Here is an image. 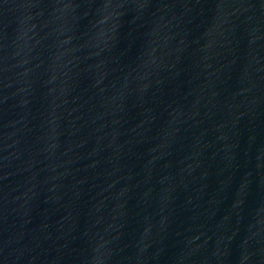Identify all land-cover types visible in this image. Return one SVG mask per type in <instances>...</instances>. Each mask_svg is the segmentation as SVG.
<instances>
[{"label": "water", "instance_id": "obj_1", "mask_svg": "<svg viewBox=\"0 0 264 264\" xmlns=\"http://www.w3.org/2000/svg\"><path fill=\"white\" fill-rule=\"evenodd\" d=\"M0 264H264V0H0Z\"/></svg>", "mask_w": 264, "mask_h": 264}]
</instances>
